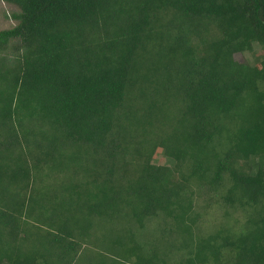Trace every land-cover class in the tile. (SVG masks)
<instances>
[{"label": "trees", "instance_id": "obj_1", "mask_svg": "<svg viewBox=\"0 0 264 264\" xmlns=\"http://www.w3.org/2000/svg\"><path fill=\"white\" fill-rule=\"evenodd\" d=\"M4 1L0 264H264V0Z\"/></svg>", "mask_w": 264, "mask_h": 264}, {"label": "rangeland", "instance_id": "obj_2", "mask_svg": "<svg viewBox=\"0 0 264 264\" xmlns=\"http://www.w3.org/2000/svg\"><path fill=\"white\" fill-rule=\"evenodd\" d=\"M16 11H17V8L15 6L6 3L4 0H0V31L5 30V29H9V28H12L15 26L16 21L13 19V13ZM258 49L259 48L255 47V50L257 52H259ZM235 58L239 62L248 63L251 65H254L257 61V56L253 52L240 53V54H237L235 56ZM155 162L157 164H161V165H165L168 163L166 157L164 155H162L161 152H158ZM80 179L82 180V175L80 176ZM80 179L77 181L78 183H79ZM79 190L82 193V187H80ZM104 228H102V229H104ZM98 235H101V234H98ZM98 241H99L98 244L94 243L93 245L92 244L88 245L89 250H100V252L104 253L105 255H111V256L114 255L115 256V254L112 253L111 250H108L107 247L103 245L102 240L100 241L98 239Z\"/></svg>", "mask_w": 264, "mask_h": 264}]
</instances>
